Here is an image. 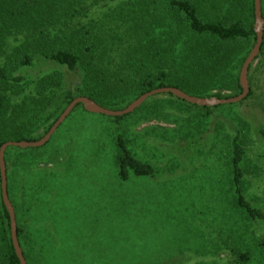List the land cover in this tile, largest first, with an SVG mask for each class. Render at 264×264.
<instances>
[{"label": "rangeland", "instance_id": "374dc122", "mask_svg": "<svg viewBox=\"0 0 264 264\" xmlns=\"http://www.w3.org/2000/svg\"><path fill=\"white\" fill-rule=\"evenodd\" d=\"M251 66L253 94L239 104L207 111L157 95L120 122L136 156L155 165L153 179L120 181L114 135L120 123L85 114L84 108L48 144L26 149L16 170L10 162L11 187L24 197L19 224L30 264H237L235 250L242 243L257 249L250 264H264V245L257 248L254 241L264 242V224L247 221L235 209L229 165L240 133L260 169L259 176H248V196L264 208V138L256 132L264 126V59L258 55ZM54 69L38 60L18 74L33 83ZM80 84V73L66 72L68 88ZM238 91L222 94L235 97ZM22 109L18 124L28 125L29 107ZM46 127L39 125L33 135L43 138Z\"/></svg>", "mask_w": 264, "mask_h": 264}, {"label": "trees", "instance_id": "16d2710c", "mask_svg": "<svg viewBox=\"0 0 264 264\" xmlns=\"http://www.w3.org/2000/svg\"><path fill=\"white\" fill-rule=\"evenodd\" d=\"M256 42L255 0H0V149L10 141H39L33 135L37 127H46L51 121L47 134L79 97L119 111L140 96L165 87L198 98L218 99L234 98L222 92L238 88L239 96L240 69ZM259 58L264 59V41ZM38 60L58 69L33 83L18 74ZM66 72L81 74V84L75 89L67 87ZM30 86L34 90L18 102ZM23 105L29 107L28 125L18 124ZM143 106L127 116L110 118L119 124L143 111ZM78 108L83 106H77L69 117ZM256 132L264 138L263 125ZM114 135L120 181L155 178V165L136 156L121 123ZM29 150L35 149L10 147L5 156L8 195L15 209L22 251L25 229L19 222L25 218L24 197L11 187L9 163H14L16 170L23 152ZM229 165L235 209L247 221L264 224V208L248 196V176H259L260 169L252 165L240 133L233 139ZM39 202L45 204L43 197L39 196ZM37 205L33 211L36 216L40 215ZM254 241L257 248L264 245L259 239ZM256 252L242 243L235 250L237 264L252 263ZM23 254L30 264L27 253ZM0 264H21L2 199L1 170Z\"/></svg>", "mask_w": 264, "mask_h": 264}, {"label": "water", "instance_id": "95a60500", "mask_svg": "<svg viewBox=\"0 0 264 264\" xmlns=\"http://www.w3.org/2000/svg\"><path fill=\"white\" fill-rule=\"evenodd\" d=\"M255 32L257 35V42L250 53V55L247 57L246 61L244 62V65L241 69L240 77H239V83L242 88V93L234 98L230 99H218V98H198L194 96H190L187 93L183 92L180 89L171 88V87H165L160 89H155L149 93H146L142 96H140L136 101H134L132 104H130L126 109L114 111L110 109H106L104 107H101L94 101L86 98V97H80L75 99L63 112V114L60 116V118L54 123V125L51 127L49 132L41 138L39 141L36 142H14L10 141L5 143L1 149H0V170H1V189H2V199L4 202V205L9 213L10 217V223H11V237L12 242L17 254V257L21 264H28L22 248L20 246V242L18 239L17 234V220H16V214L15 209L10 201L9 195H8V181H7V169H6V163H5V156L6 152L10 147L13 148H20L22 150L26 149H36L41 148L49 143V141L52 139L54 134L58 131L60 126L67 120V118L72 114V112L76 109L77 106L82 105L84 110L90 114L94 115H103L106 117H124L129 114L134 113L137 109H139L147 100L150 98L157 96V95H173L174 97L185 101L189 104L198 106V107H216V106H222V105H232V104H239L242 101H244L250 94V85H249V71L251 65L256 61L258 55L260 54L261 47L263 45L264 41V19L262 16V9H261V0H255Z\"/></svg>", "mask_w": 264, "mask_h": 264}]
</instances>
